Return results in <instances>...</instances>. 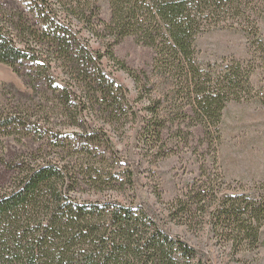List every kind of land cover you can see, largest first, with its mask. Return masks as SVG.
Here are the masks:
<instances>
[{
  "label": "trees",
  "instance_id": "16d2710c",
  "mask_svg": "<svg viewBox=\"0 0 264 264\" xmlns=\"http://www.w3.org/2000/svg\"><path fill=\"white\" fill-rule=\"evenodd\" d=\"M98 1L0 0V63L37 95L27 104H0V155L7 137L40 142L19 158L0 159L11 172L10 184L0 187V264H214L170 234L146 204L102 199L128 185L131 191L134 173L118 176L114 139L86 117L103 118L116 132L124 119L137 117L126 111L133 99L104 63L106 56L128 70L113 46L130 38L153 53L151 72H134L138 92L148 98L139 128L146 152L165 156V123L172 121V111H159L149 96L154 75L168 81L176 101L192 112L178 115L216 126L225 103L250 94L255 72L264 75L254 0H108L107 19ZM212 26L245 27L250 58L201 63L194 41ZM86 31L100 48L85 43ZM72 125L76 132L61 134ZM201 187L170 203L171 220L185 222L198 208L205 211L203 197L196 211L188 202ZM208 210V225L231 256L257 248L264 198L223 195Z\"/></svg>",
  "mask_w": 264,
  "mask_h": 264
},
{
  "label": "rangeland",
  "instance_id": "374dc122",
  "mask_svg": "<svg viewBox=\"0 0 264 264\" xmlns=\"http://www.w3.org/2000/svg\"><path fill=\"white\" fill-rule=\"evenodd\" d=\"M100 16L107 19L108 0H99ZM258 32L264 37V0H254ZM243 26H212L198 34L194 41L196 58L201 63H219L222 58L247 60L250 58L249 38ZM85 43L98 47V41L88 31L84 33ZM114 56L125 64L128 70L117 69L104 56L108 74L115 78L127 95L133 99L127 112L134 110L137 117L124 119L123 127L117 132L111 123L103 118L86 117L107 129L114 139L118 154V176L123 180L134 173L135 186L128 187L120 195L110 192L102 199L120 200L132 206H147L151 215L173 236L181 237L203 254L204 260L214 264H264V227L260 230V243L254 250L230 255L229 246L222 248L208 225V209L223 195H239L243 201L264 198V75L259 71L251 76L252 90L239 100H230L224 106L220 122L213 126L201 124L194 119L178 115L191 110L181 100L176 101L171 85L162 77L154 75V85L149 93L158 102V110L171 112L172 121L165 123L163 153L157 156L146 152L139 135V128L146 113L148 98L146 91L141 94L135 82V71L152 69V51L133 39L126 38L113 46ZM263 93V94H262ZM24 78L8 65L0 63V104L14 106L27 104L35 99ZM37 99V98H36ZM176 101V103H175ZM179 106H176V105ZM182 106V109H181ZM76 126L62 127L61 134L71 135ZM113 130V131H112ZM180 131V132H179ZM26 139V138H25ZM17 142L12 137L4 139V156L9 161L21 156L23 151L34 150L40 142L37 138ZM6 159V160H5ZM0 160V187L11 181V172ZM201 195L188 200L196 211L195 201L203 197L201 210L192 213L188 221L175 222L167 215V209L177 197L191 194L194 186ZM1 189V188H0ZM86 197H98L87 196ZM132 203V204H131Z\"/></svg>",
  "mask_w": 264,
  "mask_h": 264
}]
</instances>
